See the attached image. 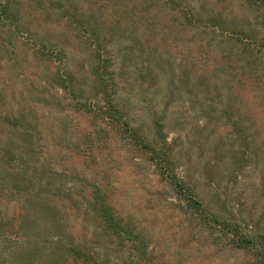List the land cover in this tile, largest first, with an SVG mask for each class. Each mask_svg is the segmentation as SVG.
<instances>
[{"label": "rangeland", "instance_id": "rangeland-1", "mask_svg": "<svg viewBox=\"0 0 264 264\" xmlns=\"http://www.w3.org/2000/svg\"><path fill=\"white\" fill-rule=\"evenodd\" d=\"M8 1L5 12L0 0V201L24 194L7 191L26 181L15 161L5 164L22 138L11 120L24 115L38 145L49 148L40 147L37 158L64 175L49 176L52 188L109 183L122 213L146 236L149 260L264 264L212 221L227 220L264 246V8L248 0H70L83 7L84 21L68 0ZM83 22L90 28L79 29ZM63 73L79 101L102 107L108 95L126 99L140 133L149 142L161 134L174 172L194 184L212 229L193 220L149 153L99 117L78 113L76 101L57 104ZM47 176L42 170L32 181L46 185ZM70 213L76 235L100 227L96 219L76 224ZM102 244L106 261H114V247Z\"/></svg>", "mask_w": 264, "mask_h": 264}, {"label": "trees", "instance_id": "trees-1", "mask_svg": "<svg viewBox=\"0 0 264 264\" xmlns=\"http://www.w3.org/2000/svg\"><path fill=\"white\" fill-rule=\"evenodd\" d=\"M248 1L264 8V0ZM67 2L70 8H74L77 16L81 15L84 21L87 19L86 15H78V13H82V6L73 7L70 0ZM10 4L11 2L8 0L4 4L3 10L5 12L10 10ZM88 25L89 23L83 22V25L78 27L79 29L85 26L90 28ZM98 35L95 30L93 38ZM68 77L70 78L72 75ZM57 78L60 84L68 85L64 73ZM105 83L103 82L102 85ZM72 84L68 88L67 85L60 87L63 91L58 94L60 100L57 104L60 105L59 102L64 99L76 101L75 110L78 113L86 117H99L119 137L132 141L137 148L149 153V160L160 171L163 179L167 181L179 199H183L187 203V209H191L193 220H197L203 226L212 229L214 224L209 217L210 212L195 194L194 184L184 175L180 176L174 172V160L171 157V151L166 147L167 144L161 141V134L154 138V142H149L130 119L129 103L126 99L108 95L105 99L107 101L105 106L99 107L96 102L88 100L81 102L76 99L72 91ZM20 116L11 120L12 126L22 132L19 148L15 152L10 149L7 150L10 158L5 160V164L9 166L12 161H15L14 164L18 166V173L22 174L26 182L21 187L15 186V190L14 188L7 190L12 196L24 191V194L19 195L20 198L6 202L0 201V264H159L154 258L149 260L152 253L147 244L146 236L133 220L122 213L119 201L114 196L113 191L115 189L109 183L102 181L84 183L80 186L81 191L78 189L79 186L66 187L64 185L61 186L59 192L56 188H52L51 184L53 183L50 180L52 175H55L52 172L53 169L49 171V168H52L51 165L46 167L47 164L40 162L37 158V154L41 153L40 147L47 150L49 148L44 144L38 145L34 135L30 132L31 126L23 120L24 115L23 117ZM66 128H68V124H66ZM157 138L159 142H156ZM39 140L46 141L48 137L40 136ZM72 147H65L61 150L69 151ZM88 149L93 150L91 147ZM60 155L61 163L58 164L62 165L65 154L60 152ZM42 170L48 174L46 179L49 183L35 185L32 179L34 180ZM74 173H71V177H75ZM49 176H52L51 179ZM55 176L63 177L64 175ZM27 183L28 188L25 187ZM62 191L65 194H62ZM65 201L69 204H65ZM73 210L78 215V220H75L77 221L76 224L79 221L96 219L100 222V227L93 226L92 230H88L87 236L76 235L77 233L73 230L75 225L71 224L70 221L72 217L70 212ZM212 221L220 224L227 231L223 232H225L224 235L226 238L228 237L231 245L244 249L251 248L257 257L264 259V246L259 245L257 237L237 233L234 224L217 216L212 218ZM35 223L43 229L42 232L36 230ZM103 242L110 243V246L114 247V255L116 256L114 261H106L104 253L106 248L102 246ZM21 250L24 253H21Z\"/></svg>", "mask_w": 264, "mask_h": 264}]
</instances>
